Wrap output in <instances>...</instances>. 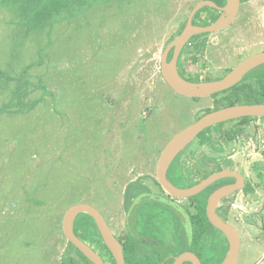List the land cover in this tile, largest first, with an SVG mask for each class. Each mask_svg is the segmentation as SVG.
Wrapping results in <instances>:
<instances>
[{
	"label": "rangeland",
	"instance_id": "rangeland-1",
	"mask_svg": "<svg viewBox=\"0 0 264 264\" xmlns=\"http://www.w3.org/2000/svg\"><path fill=\"white\" fill-rule=\"evenodd\" d=\"M197 1L71 0L74 10L59 15L73 16L51 32L42 27L46 0L16 15L0 10V106L35 77L48 94L0 114V264H60L67 246L61 220L70 206L90 204L119 234L124 186L138 177L157 191L150 181L160 151L212 107L211 96H180L159 73L160 53ZM19 18L29 25H15ZM197 43L186 69L194 79L221 78L264 51V0L242 2L229 26ZM243 120L205 129L182 153L194 177L217 167L245 176L252 192L235 197L227 221L240 237L236 264H264L256 227L264 222V118ZM228 128H238L240 142L224 139Z\"/></svg>",
	"mask_w": 264,
	"mask_h": 264
},
{
	"label": "trees",
	"instance_id": "trees-1",
	"mask_svg": "<svg viewBox=\"0 0 264 264\" xmlns=\"http://www.w3.org/2000/svg\"><path fill=\"white\" fill-rule=\"evenodd\" d=\"M33 1L0 0V10L4 8L8 13L16 15L17 13L28 11L27 8L30 7L29 4ZM210 1H213L217 6H223L225 3V0ZM245 1L247 0H240V2ZM46 2L47 8H45V10L47 11L45 13L48 18L42 27L47 32H51V28L56 22L73 16L71 14L67 16L59 14L64 12V10L73 11L74 8L73 4H71V0H46ZM191 8L192 6L190 9ZM219 13L218 10L211 7H203L195 14L192 23L199 26L208 25L218 17ZM14 23L22 27L29 25V23L26 21L24 23L20 18ZM184 25L185 21L180 23L179 28L168 38L166 44L183 29ZM204 36H207V34L193 36L187 45L183 47L179 55L177 70L180 76L188 81L201 82L215 80L201 75H195L197 78L194 79V76L190 75L186 70L188 62L196 60L200 45L202 46L200 43H203L201 41L195 44V41ZM136 44L134 45V50L137 46ZM171 55L172 52L170 51L168 60L171 58ZM30 65H36V62ZM26 75L23 74V79H19L22 85H25L26 80L24 79L28 78ZM22 80H24L23 83ZM32 82L34 84H30L28 88L24 86L21 93H18V90L21 89L18 88L17 94H13L8 102L0 106V114L5 113L8 109L16 111V109L29 108L36 102L39 103L42 98L44 99V97L48 95L46 94L44 83H40L38 86L37 77H35ZM37 88L41 91L39 97L31 99L33 97L32 94L38 90ZM47 93L50 92L48 91ZM211 97L212 107L205 108L203 113L198 115L197 118L210 111L238 104L237 101L240 100L241 97H246V99L250 101V104L260 103L259 101L264 97V64L249 71L237 85L221 93L214 94ZM243 119L244 122L257 120V118L247 117ZM231 121L234 122L233 120ZM221 128L222 126L215 133H221ZM239 132L238 128H228L224 129L222 134L226 141L231 142ZM203 137L205 136H199L198 139H202ZM182 152L175 157L166 173L168 180L176 186L189 187L196 184L207 175L222 169V167H217L215 171L213 170L203 175L201 178L194 179V176L191 175L192 169L188 165L186 159H184L185 151L184 153ZM191 177L194 180H191ZM152 183L159 189V192L156 194L150 192V187L143 184L141 178L130 181L125 186L123 195L125 208L126 210H133L131 213L134 214L135 223L134 232L132 234H127L130 239L127 241V248L125 247L123 254L125 264H160L163 258L169 253L177 255L184 250L195 252L206 264H219L226 252L227 244L221 232L208 222L205 214L206 199L217 183L211 184L199 195L188 198L185 204L179 207L168 202L167 199L169 196L160 188L155 178L152 179ZM245 192H252V188L246 187ZM217 214L223 220L228 221L229 207L221 208L217 211ZM74 232L79 239L86 243H98L103 246L94 221L86 214H79L77 216L74 222ZM136 237V240H132ZM147 239H152L155 243H149V247H144L141 240L146 241ZM68 248H70V252H66V254L64 253L62 255L60 264H92L70 243H68ZM103 248L107 264H115L110 252H108L104 246ZM215 250H220L221 258L216 257Z\"/></svg>",
	"mask_w": 264,
	"mask_h": 264
},
{
	"label": "water",
	"instance_id": "water-1",
	"mask_svg": "<svg viewBox=\"0 0 264 264\" xmlns=\"http://www.w3.org/2000/svg\"><path fill=\"white\" fill-rule=\"evenodd\" d=\"M240 0H225L223 6H217L210 0H199L190 9L183 29L173 37L159 55V73L172 91L188 98H202L221 93L237 85L251 70L264 64V51L254 53L230 69L223 77L215 80L192 82L180 76L177 70V61L181 50L189 40L196 35L214 33L229 26L235 19L240 6ZM203 7L218 10V17L205 26L194 25L192 20L195 14ZM172 52L168 60V54ZM264 118V103L234 104L203 114L193 123L177 132L162 148L156 162V180L161 189L169 196L179 199L189 198L204 191L211 184L224 179L234 178L235 183L219 186L206 199L205 214L208 222L223 235L227 249L220 264H236L240 244L239 233L235 227L223 220L216 212L221 200L239 191L242 185V176L230 169L215 171L194 185L178 187L172 184L167 176V170L175 159L203 130L223 122L241 118ZM79 214H86L94 221L99 236L110 252L115 264H125L122 248L112 230L109 228L102 214L87 203H77L70 206L63 214L61 229L66 240L73 245L92 264H104L103 260L91 247L80 240L74 233V221ZM200 264L198 257L184 251L175 257L173 264Z\"/></svg>",
	"mask_w": 264,
	"mask_h": 264
},
{
	"label": "flooded vegetation",
	"instance_id": "flooded-vegetation-1",
	"mask_svg": "<svg viewBox=\"0 0 264 264\" xmlns=\"http://www.w3.org/2000/svg\"><path fill=\"white\" fill-rule=\"evenodd\" d=\"M242 3V2H241ZM240 3V4H241ZM263 46V48H264V45H262ZM263 65V64H262ZM230 70V69H229ZM236 138H238V142H240L241 141V137H239V135H237L236 134V136H235V138L233 139V141H235L236 140ZM242 140H243V137H242ZM251 141H252V139H250ZM260 142H262V143H264V139L263 140H261ZM247 143L249 144V137H248V141H247ZM262 156H264V154H262ZM236 172V171H235ZM237 173H239L241 176H242V185H241V189L239 190V191H236V192H234V193H232L230 196H228V197H226V198H223L222 200H221V203H220V205L217 207V209H216V212L218 211V210H220L221 208H224V207H229V209H230V206H232L233 205V203H232V201L235 199V197L241 192V191H244L245 189H246V187H249L250 185H249V182H247L246 181V178H245V176L243 175V174H241L239 171H237ZM192 175V174H191ZM166 176H167V174H166ZM193 176V175H192ZM137 179H140V178H136L135 180H137ZM155 179H156V176H155ZM194 179H198L197 177H194ZM192 177H191V180H194ZM203 179V178H202ZM202 179H200V180H202ZM135 180H133V181H135ZM199 180V181H200ZM157 181V180H156ZM150 183L151 184H153L152 183V179H151V181H150ZM158 183V182H157ZM172 183V182H171ZM215 183H217V185L214 187V189L213 190H215L216 188H218L219 186H222V185H226V184H231V183H235V179L234 178H224V179H221V180H219V181H217V182H215ZM144 184V183H143ZM173 184V183H172ZM127 185V184H126ZM125 185V186H126ZM146 185V184H145ZM159 185V184H158ZM125 186H124V188H123V190H122V197H121V201H120V205H121V210H122V215H123V220H122V227H121V230L119 231V234H116L115 233V231H114V229H113V227H112V225H111V223H110V220H108L107 219V217L105 218L104 217V219H105V221H106V223L108 224V226H109V228L112 230V232H113V234H114V236L117 238V240H118V242L120 243V245H121V248H122V252H123V254H124V251H125V247L127 248V241L130 239L128 236H127V234H132L133 232H134V230H135V228H134V225H135V223H134V214H132L131 212L133 211V210H126V208H125V204H124V197H123V195H124V190H125ZM176 186V185H175ZM156 187V186H155ZM178 187H180V186H178ZM161 188V187H160ZM251 188V187H250ZM151 189V188H150ZM156 189H157V191H155V190H153V189H151L150 190V192L152 193V194H156L157 192H159V189L156 187ZM212 190V191H213ZM212 191H210V193L212 192ZM203 192V191H202ZM165 193V192H164ZM201 193V192H200ZM199 193V194H200ZM166 194V193H165ZM199 194H197V195H199ZM167 195V194H166ZM169 196V195H168ZM196 196V195H195ZM192 197H194V196H192ZM190 198V197H189ZM188 198H184V199H179V198H174V197H171V196H169L168 197V202L169 203H171V204H173V205H175V206H177V207H179V206H183L184 204H185V201L187 200ZM136 201H138V200H136ZM103 216V215H102ZM77 218V217H76ZM262 218L263 217H261L260 218V221L262 222ZM76 220V219H75ZM75 222V221H74ZM257 228H258V230L260 231V232H263V234H264V222H262L259 226H256ZM73 229H74V226H73ZM75 233V232H74ZM181 236V235H180ZM182 237V236H181ZM137 239V237L136 238H133L132 240H136ZM81 240V239H80ZM67 241V240H66ZM102 241V240H101ZM142 242H143V245H144V247H147L148 246V244L149 243H155V241L154 240H152V239H147L146 241L145 240H141ZM84 242V241H83ZM68 241H67V246H66V250H65V254H66V252H70L69 251V249L70 248H68ZM84 243H86V242H84ZM89 247H91V249L97 254V255H99L100 256V258L103 260V262H104V264H107V260H106V258H105V252H104V248H103V246L105 247V245L103 244V242H102V244H103V246L102 245H99L98 243H95V244H89V243H86ZM149 247V246H148ZM106 248V247H105ZM107 249V248H106ZM108 251V250H107ZM184 251H190V250H184ZM184 251H181V252H179L177 255H174V254H171V253H169L168 255H166L164 258H163V260H162V262H160V264H173V262H174V259H175V257H177L180 253H182V252H184ZM109 252V251H108ZM190 252H192V253H194L197 257H198V259H199V261H200V264H206L205 262H204V260L199 256V255H197L195 252H193V251H190ZM124 256V255H123ZM125 262V261H124ZM183 264H191L190 262H183Z\"/></svg>",
	"mask_w": 264,
	"mask_h": 264
},
{
	"label": "built area",
	"instance_id": "built-area-1",
	"mask_svg": "<svg viewBox=\"0 0 264 264\" xmlns=\"http://www.w3.org/2000/svg\"><path fill=\"white\" fill-rule=\"evenodd\" d=\"M236 139H237V138H236ZM232 206H233V207H235V205H234V204H233ZM237 208L241 209V206H237Z\"/></svg>",
	"mask_w": 264,
	"mask_h": 264
}]
</instances>
